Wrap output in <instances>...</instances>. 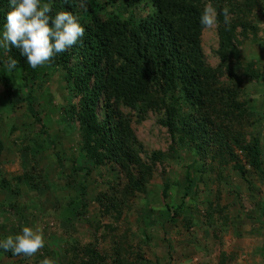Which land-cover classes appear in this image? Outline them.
I'll list each match as a JSON object with an SVG mask.
<instances>
[{"label": "rangeland", "instance_id": "obj_1", "mask_svg": "<svg viewBox=\"0 0 264 264\" xmlns=\"http://www.w3.org/2000/svg\"><path fill=\"white\" fill-rule=\"evenodd\" d=\"M240 3L249 7L243 17L237 12ZM138 4L125 8L124 0H108L92 20L80 24L88 31L115 15L124 23V34H133L137 43L145 45L144 66L162 73L171 67V58L157 57L159 45L149 43L147 37L150 25L138 22L151 7L146 0ZM230 6L228 26L238 58L227 53L219 57L218 25L199 30L200 84L211 85L209 92L223 101L229 94L234 99L221 106L217 98L212 101L215 106L203 105L206 118L201 117L208 119L210 130L204 143L208 152L202 155L172 143L165 125L170 111L175 120L178 113L190 112L177 90L167 93L172 97L168 102H161L153 92L134 111L122 104L117 108L135 138L134 157L154 169L143 176L132 171L133 161L127 163V173L120 162L94 166L86 159L76 118L79 99L69 101L67 89L77 75L57 62L42 72L33 88L34 110L49 139L39 133L25 103L19 101L30 85L22 84L18 72L11 76L13 103L0 90V241L23 227L40 228L45 247L32 257L9 256L0 248V264H40L45 257L55 264H70L79 249L95 248L109 256L113 244L121 247L120 254L131 264H264V0H232ZM80 43L68 49L77 54L68 61L73 68L85 60L76 47ZM163 64L167 66L162 70ZM94 82L92 78L91 85ZM167 83L165 76L159 77V85ZM17 90L21 92L16 94ZM234 103L241 108L227 122L223 113ZM97 112L102 120L105 110ZM254 142L260 151L259 170L251 163ZM193 161V171L197 170L186 189L187 165ZM136 176L139 189L128 194ZM109 195H115L117 209L106 207L104 196Z\"/></svg>", "mask_w": 264, "mask_h": 264}, {"label": "trees", "instance_id": "obj_2", "mask_svg": "<svg viewBox=\"0 0 264 264\" xmlns=\"http://www.w3.org/2000/svg\"><path fill=\"white\" fill-rule=\"evenodd\" d=\"M124 1L125 8H128L132 5L139 6L138 2L140 0ZM231 1L146 0L148 6L151 7L150 13L138 22L139 24H145V27L146 24L150 25L147 30V37L150 40L149 43L154 42V46L159 45L160 50L157 57L161 61H164L166 55L170 56L172 65L169 69L163 71L164 73H161L158 68L144 66L142 58L146 50L145 45L137 43L133 34L130 37L126 36L123 32L124 23L119 21L114 15L96 28L89 29L88 27L90 26L86 27L88 28V31H85L86 35L80 40L81 43L76 46L78 49H82L85 60H83V63H78L74 68L68 65V61L77 54L72 51L70 52V50L57 54L50 63L43 65V69H40L39 66L34 69L27 64V58L20 54L19 49L10 47V50H8L0 47V90L6 100L13 103L9 89L10 81L11 76L18 72L22 84L30 85V91L27 92L26 97L19 101L25 103L28 113L38 124L39 133L45 139H49L48 132L45 131L40 115L34 110L32 93L38 78L42 72L45 73L44 70L52 67L57 62V65H63L71 75H77L74 82L69 81L67 89L68 96L70 97L69 101L71 100L72 102L79 99L78 106L80 109H78L79 113L76 118L80 123L79 131L86 159L90 160L94 166L102 165L111 160L120 162L119 165L127 173V163L133 161L135 165L132 166V171L142 176L150 173L153 167H147L134 157L135 153H137L136 142H134L135 138L131 133L129 121L118 112L117 108L122 104L134 111L137 109L138 103H147L153 92L160 95L161 102H168L172 97L167 96V93L177 90L179 98L185 102L183 103L185 104L186 111L189 110L190 112L185 114L182 112L184 115L181 112L178 113L175 120V117L171 115L172 110L170 111L168 115L170 118L165 125L172 135L171 141L174 145L181 147V149H195L203 155L208 152L204 143L205 140L209 141L208 134L210 132L208 119L201 117L202 114L206 118V115L203 114L205 111L203 105H213L212 101L217 96L210 93L207 89V86L211 87V85L200 84L201 76L199 74H203V63L198 44L199 30L203 27L200 25L202 14L200 7L202 8L203 4L211 2L217 10L219 43L217 53L219 57L224 58L227 53L238 58L236 46L232 41L233 31L231 32L229 26L224 24V17L221 14L225 6L228 8L232 7L230 6ZM44 3L51 5V16L54 17L60 11H69L81 23L86 19L92 20L95 14H98V12L105 8L102 5L107 4L108 0H41V4ZM161 5L165 9H162ZM167 8L169 9V14H165ZM8 11V0H0L1 34L4 31L6 13ZM237 12L240 14V17H243L249 13V7L240 3ZM157 34L160 36L155 37ZM10 58L18 61L17 67L11 71L5 67L6 62ZM165 62L168 61L166 60ZM105 64L106 68H104ZM166 66L167 64H163L162 70ZM162 75L170 83L159 85V77H163ZM92 78L95 80L93 85H91ZM175 81L177 83L171 84ZM20 92L17 90L16 94ZM229 99L234 102L230 94L228 95V101H223L219 97L215 102L218 106H221L224 103H229ZM100 100L102 101V105H99ZM76 102H74V105H76ZM98 108L105 110L102 120L99 119ZM239 108H241V105L235 103L228 106V109L225 111L226 113H223L227 122L234 119L233 113ZM115 110L118 114H115ZM204 132L205 134H203ZM50 145L53 144L50 143ZM210 145V142H208V146ZM257 146L258 144L255 142L251 146V163L255 170H259L260 168V151ZM1 150L2 147H0V152ZM172 152V155H174L175 150L173 148L170 149V153ZM54 156L58 160V155L54 154ZM173 159L175 158H169V160ZM194 168V161L187 165L185 176L186 189L192 185L191 176L197 170L193 171ZM86 175H88V172ZM138 180V176L133 178V189L131 191L128 190V194L134 193L139 189ZM186 189L183 193V201L187 198ZM104 198L108 200V203L105 204L107 208L112 210L117 209L118 205L115 195H109L108 198L104 196ZM210 211L215 213L213 208H210ZM173 214L176 216L177 213L174 211ZM210 215L212 216V214ZM208 223L212 224V219H209ZM120 249L121 247L113 244L109 256L95 248L87 247L79 249L73 260L75 262L71 261L72 263L70 264H131L132 262H130L129 258L125 259L124 253L120 254ZM3 252L9 256L13 255L11 251L6 252L3 250Z\"/></svg>", "mask_w": 264, "mask_h": 264}, {"label": "clouds", "instance_id": "obj_3", "mask_svg": "<svg viewBox=\"0 0 264 264\" xmlns=\"http://www.w3.org/2000/svg\"><path fill=\"white\" fill-rule=\"evenodd\" d=\"M8 3L0 47L19 49L27 58V64L34 69L50 63L57 54L76 45L85 34L78 18L69 11L57 12L53 17L50 15L51 5L41 4V0H8ZM221 14L224 24L229 25V8L225 6ZM217 16L216 8L209 2L203 7L200 23L204 28H213L218 25ZM17 63L10 58L5 67L11 71ZM44 247V234L40 228L23 227L20 233L8 235L0 241V248L16 256L32 257ZM40 264H55V261L45 257Z\"/></svg>", "mask_w": 264, "mask_h": 264}]
</instances>
